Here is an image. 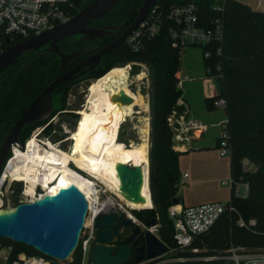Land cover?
Segmentation results:
<instances>
[{
	"label": "trees",
	"instance_id": "1",
	"mask_svg": "<svg viewBox=\"0 0 264 264\" xmlns=\"http://www.w3.org/2000/svg\"><path fill=\"white\" fill-rule=\"evenodd\" d=\"M68 1L72 5L73 17L92 0ZM144 1L120 0L113 12L93 22L96 27L103 24L122 27L111 35L85 41L79 36H74L59 43V50L72 53L91 49L90 53H93V49L106 47L132 25ZM188 3L198 6L203 27L214 28L217 21L222 26V43L202 47L203 54L207 50L212 52L210 59L204 58V66L206 69L211 68L212 74L218 77V98L226 100L228 135L217 139L216 148L220 147L222 140H227L230 148L231 179L234 184H248L249 192L246 197H236L232 191L229 203L238 213H225L209 232L194 239L190 250H176L173 256L200 258L225 253L232 246L241 247L245 252H259L264 250V11H255L238 0H158L156 12L161 18L159 33L146 36L143 47L138 52L131 50L125 42L104 56L97 70L92 71L89 76H84L66 88H59L55 92L58 105L54 114L47 121L25 126L20 136L21 142L25 144L36 128L43 129L40 134L51 141L52 133L57 134L58 141L66 137L58 123L55 124L51 120L58 112L65 110L68 91L75 84L89 79H101L117 65L147 64L150 68V188L154 208L133 214L143 223L156 219L160 225L159 239L171 250L175 249L174 224L169 218L168 209L175 201L181 203L178 192L181 185L182 153L174 148V129L169 118L175 113L178 117L181 112L177 107V101L182 95V91L177 87V73L180 71L183 51L172 46L171 33L175 25L168 20V15L173 7ZM58 58L53 51L31 52L22 56L16 64L0 75V145L31 103L58 77ZM206 107L210 111L217 110L214 99H206ZM62 114L77 116L73 112ZM77 119L86 121L87 117L78 115ZM88 122L96 124L98 120L90 118ZM100 130L90 131L85 135L88 139L98 141L101 138ZM87 138H76L75 155L70 154L75 159H80L83 142ZM192 150L193 147L188 151ZM11 155L10 152L7 161ZM246 163L251 168H248ZM14 193V200L18 205V196L22 193L20 183L15 185ZM237 214L246 222L255 220L256 225L240 227ZM0 239L5 245H12L18 251L31 255L40 254L24 244ZM195 249L197 252H193ZM77 254L79 250L76 251ZM176 264L231 263L223 260H191Z\"/></svg>",
	"mask_w": 264,
	"mask_h": 264
},
{
	"label": "water",
	"instance_id": "2",
	"mask_svg": "<svg viewBox=\"0 0 264 264\" xmlns=\"http://www.w3.org/2000/svg\"><path fill=\"white\" fill-rule=\"evenodd\" d=\"M119 2L120 0H92L67 22L10 47L0 55V75L25 54L36 52L45 46H49L59 55L60 70L64 71L70 60L85 52L64 54L59 50L58 44L74 36H83V39H101L121 29V26H107L101 29L90 27L93 22L113 12ZM157 2L158 0H145L138 10L135 21L119 38L59 76L31 103L12 126L0 148V174L12 147L25 149V144L19 139L24 127L47 121L52 116L53 92L60 86H67L75 77L83 75L86 72L85 68L96 69L104 56L127 42L155 8ZM113 97L114 101L123 106L134 102L131 96L125 94L121 96L114 94ZM145 170L151 191L149 161ZM120 171L123 190L131 197H138L139 184L143 181L142 168L129 163L122 165ZM150 198L151 207L140 209L126 207L132 216L137 211L152 210L154 205L151 192ZM174 204L177 202L175 201ZM88 211L87 198L77 186L61 187L56 193H47L33 201L19 203L14 208L0 209V238L24 244L42 255L65 261L80 244ZM144 224L147 228L158 226L156 219L146 221ZM96 228L98 231L91 249L90 264H129L133 254L136 263L140 264L145 259L160 260L170 250L154 233L143 230L127 215H119L115 212L103 213L96 221Z\"/></svg>",
	"mask_w": 264,
	"mask_h": 264
},
{
	"label": "built area",
	"instance_id": "3",
	"mask_svg": "<svg viewBox=\"0 0 264 264\" xmlns=\"http://www.w3.org/2000/svg\"><path fill=\"white\" fill-rule=\"evenodd\" d=\"M71 7L68 0H0V55L4 53L9 47H12L18 43L29 40L41 33L53 29L54 27L67 22L71 17ZM168 20L172 21L175 25L172 31V38L174 48H179L184 51L188 46L208 47L223 41V30L221 23L216 22L214 28L206 29L200 23L199 8L195 3H188L184 5H178L171 9ZM161 28V18L157 15L156 6L133 34L127 40L128 46L131 50L138 52L142 49L144 44V38L146 36H154L159 33ZM21 40V41H20ZM219 50L218 54H220ZM205 59L212 57V52L207 50L203 54ZM133 66L139 68L143 77L139 79L137 77L136 83L140 85L146 80L148 88L150 87V68L145 63H129L125 67H128L130 72ZM219 69V68H218ZM206 79L211 83L216 81L218 77L212 74V69H206ZM178 84L177 87L182 91L181 97L177 101V107L181 112L178 117L176 113L169 118L171 125L174 129V148L176 151H188L193 147V142L200 139L206 132H208L209 125L203 123L197 118L190 117L188 112V105L185 100L184 87L190 80L187 77L180 76L177 73ZM212 90L214 94L209 96L208 99H214V106L219 108H226V100L218 98L219 88L212 84ZM135 95L136 92H132ZM142 97V96H141ZM146 101L143 100L148 106V112L150 107V94L146 96ZM146 111V112H147ZM150 117V114H149ZM150 120V119H148ZM150 122V121H149ZM228 119L218 123L216 126L223 129L222 136L226 137ZM42 130V129H41ZM41 133V132H40ZM38 146L43 145L45 148L53 146L59 148V144L67 142V140L60 143H53L50 139L46 138L44 142L36 139ZM27 146V145H26ZM25 146V148H26ZM12 151L15 157V148ZM220 155L225 157L230 155V148L227 140H222L219 147ZM13 157V158H14ZM11 161V159H10ZM8 162V164L10 163ZM0 177V190L3 189L5 184H8L10 179L5 175L6 169ZM80 175L85 178L92 179L90 175L84 171L76 169ZM188 175H184L186 179ZM19 182V181H18ZM94 184L95 193L88 198L89 211L86 218V223L80 238V244L77 248L79 254L76 255V251L65 261L50 258L45 255H31L25 251H18L12 245H5L0 239V264H88L87 261L90 258L91 249L96 241V235L98 229L96 228V221L103 213L115 212L119 215L126 206L123 201L117 200L115 192L108 189L106 184L92 180ZM230 187L236 197H246L249 192V185L246 183L234 184L233 180L229 181ZM39 189H42L43 193L35 194V196L27 201H33L34 199L41 198L48 192L39 186L36 188V193ZM227 212L238 213L229 202H214L207 203L195 207H184L179 204H173L168 209L169 218L174 224V241L176 248L170 249L169 257L164 260L166 264L184 263L191 260H201L204 262L223 260L231 264H264V250L259 252H245L241 247L232 246L229 250L222 254H214L210 256H204L200 258H191L183 256H173L176 250L188 251L190 250L194 239L202 234H205L211 230L215 223ZM238 215V225L240 227H254L256 225L255 220L246 222L240 214ZM128 217L135 220L138 225L145 231H151L152 233L157 230V227L147 228L144 223L138 221L130 213ZM197 252V250H193ZM164 255V256H165Z\"/></svg>",
	"mask_w": 264,
	"mask_h": 264
},
{
	"label": "rangeland",
	"instance_id": "4",
	"mask_svg": "<svg viewBox=\"0 0 264 264\" xmlns=\"http://www.w3.org/2000/svg\"><path fill=\"white\" fill-rule=\"evenodd\" d=\"M239 1L247 2L249 4H252L253 6L254 5L257 6V2L259 3V0H239ZM261 1L264 3V0H261ZM262 10L264 11V8ZM180 61H181V66H180L179 75L187 77L190 80L189 82H187L185 84L184 93H183V96H185V100L188 101V104L190 105L191 110H192V114L190 117L197 118L198 120L202 121L203 123L209 125L208 132H206L204 134V142L200 143L201 144L200 147L206 146V148H214L216 145L217 139L220 138L222 136V133H223V129L221 127H217L216 124L221 123L224 120H227V114H226L225 109H223V108H219L217 110L210 111L206 107V96L207 97L212 96L214 94V92L212 90L211 83L209 81H207V79H206L207 75H206V68L204 66V57H203L202 48L197 47V46H188L181 53V60ZM125 66H126L125 64L117 65L114 69L127 70L128 68H126ZM114 69H112V71ZM129 75H130L129 90L131 92H136L137 94L139 93L140 94L139 96H142V98L144 97V100L146 101L145 96L149 93V88H148V85L146 83V80H144L143 83L140 85H137V83H136L137 77L138 78L140 77L139 79H141V77H143L140 73L139 68H137L136 66H133L132 71L128 72L127 76H129ZM96 81H97L96 79H89V80L82 81V82L77 83L74 86H72L70 88V90L68 91V95L66 97V105L64 107L65 110L58 112L57 115H55V117H53L51 120V122H54L55 124L58 123V125L62 128V133L64 135H66V137H67V138L65 137L61 141H58V139L56 137L57 134L52 133V135H53L52 136V142L54 144H55V142L58 144L62 141L67 140L68 137H71V141H72L71 142L72 145H70L71 147L69 145L67 146V142L59 144L58 147H60V148H56V147H53L51 145L50 149H49V148H45L43 145H40V148L42 150L46 149V151H40V153H43L44 155H47V152L51 153L54 149H59L64 154L69 156L70 168L73 169L74 171H76L77 168L80 169L81 171H84L85 173H87L88 175L93 177L92 179H89L91 182L94 179V176H92V175H95L96 172L98 171V169H97V167H98V153H99L98 149H99L100 142H101L100 140L103 139L104 135L106 134L107 127H108V124L105 120L101 121V120H98V118L96 119L95 117L93 118V116H89V115L85 114V113H87L86 109L88 106L90 90ZM212 84H215L219 88L220 83L218 80L213 81ZM57 105H58V103H56V101H55L54 102V109L57 107ZM84 111H86V112H84ZM64 112H67V113L73 112L77 116L83 115V116L87 117V120L85 121V120L77 119V116L76 117H70L66 114L64 115V114H62ZM149 114H150V107H149V112L147 111V113H146V111L142 112L140 107H135L133 118L132 119L128 118L127 122L124 123L121 127V130L119 133L118 147H126L127 148L132 143L138 144L140 142V136L138 134L137 127L145 124V119H146L148 124H149V149H150V122H149L150 120H148V119H150ZM134 115H135V117H134ZM90 118H93V119H96V120L102 122V123L99 122V124L97 126L101 127L100 136L103 135V137H101V139L98 141L91 140L88 138L85 139L83 142L81 157L79 160H77L73 156H71V155H75V140L77 137H83L82 135H80L81 133H83V132L90 133L91 130H89V129H94V127H92V126H94L95 124H89L90 122H88V120ZM87 124H89V125H87ZM86 125H87V127H86ZM90 127H92V128H90ZM42 130H41V128H36L32 132L30 138L26 140L25 146L28 144V142L30 140H32L33 138L35 139V137L37 135H38V138H36V139L42 140L43 142L45 140H47L45 137H42V135L40 134V132ZM33 142H35V141L33 140ZM33 146H35V144H33ZM67 147H68V149H67ZM35 148H36V146H35ZM195 149H198V148H195ZM17 150H21V149L19 147H17V148H15L14 151L16 152ZM218 150H219V148H218ZM218 150H216V151H218ZM44 152H46V153H44ZM187 152L188 151H185L184 153L181 152L182 153V155H181L182 159L180 157L181 161L183 163H185L186 165L189 162L188 159L185 160V158H187V154H185V153H187ZM219 152H218V155H219ZM11 153H12V155L8 159V161L6 162L4 168L1 172V175L4 173V169L6 168L10 159L12 160V158L14 157L13 151ZM221 159L224 160V162H228L230 159V155H227V156H225V158H221ZM200 161H201V159H197L195 161V164L204 163L203 161H201V162ZM80 163L85 165V167H87V169H88V170H86L87 172L85 171V169L83 168V166ZM208 163H209V165H217L218 164V162L215 159L211 162H208ZM247 167L249 168L251 166L248 165ZM16 171H17V169H16ZM16 171H15V173H16ZM15 173H12V178H11L12 180L9 181L8 184H5L3 189L0 190V199L2 201L0 209L14 208L17 205L15 200H14V195H15L14 187L17 183H20L21 187H22V193L18 196V200L20 203L27 202L35 196V195L34 196L33 195H27L25 193L26 189L28 191V189L31 186H29L26 182L24 183L23 181H19V182L15 181L14 180ZM1 175H0V177H1ZM95 179H96V176H95ZM227 181L229 184L230 179H227ZM228 184L226 185V183H224V184L221 183V187H223L224 189H229L230 184L229 185ZM93 186H94V184L92 182L91 186H89L87 188H85L84 186L83 187L85 188L86 191H89V193H91L94 191ZM182 187H183V184L181 183V188ZM181 188H180L178 195L182 194ZM40 193H43L42 189H39L37 191L36 197ZM115 193L117 195V200L119 202L123 201L129 207L137 208V209L149 207L148 204L142 205V206L135 205V204L129 202L128 200L122 198L117 192H115ZM146 198L151 199L150 196L146 197ZM139 199H144V196L139 195ZM228 201H230V200H226L223 202H228ZM152 202H153V200H152ZM153 205H154V203H153ZM128 213H130V211L125 206L124 210L121 214L127 215ZM133 216L137 219V217L134 214H133ZM137 220L140 221L139 219H137ZM159 228H160V225L158 224V228L154 232V234L158 238H159ZM169 255L170 254L167 255V258L169 257ZM157 261H159V260H153L150 263H154ZM87 263L90 264V258L88 259Z\"/></svg>",
	"mask_w": 264,
	"mask_h": 264
},
{
	"label": "bare ground",
	"instance_id": "5",
	"mask_svg": "<svg viewBox=\"0 0 264 264\" xmlns=\"http://www.w3.org/2000/svg\"><path fill=\"white\" fill-rule=\"evenodd\" d=\"M128 70L129 68L127 70L114 69L105 77L97 80L90 90L87 113L85 114L105 120L108 124L106 134L98 149V171L95 176L97 181L106 184L108 189L117 192L129 202L139 206L148 204L151 207V199L146 198L150 196L149 182L145 170V166L149 161V124L147 120L145 119V124L137 127L140 136L138 144L132 143L127 148L118 147L121 127L127 122L128 118H133L135 107H140L142 112L148 110L143 98L129 90L130 75H127L130 70ZM114 94L129 95L134 99V102L131 105L123 106L113 100ZM33 140L35 141L33 138L28 142L24 150L16 151L15 157L12 158L6 169V177L11 181L12 173H15L17 169L14 180L26 182L31 186L28 191L26 189L25 193L27 195L34 196L36 188L39 186L48 193H56L61 187L75 185L84 193L87 199H90L95 190L89 193L85 188L91 186L92 182L70 168L69 156L59 149H54L51 153L47 152V155H44L40 151H46V149L42 150ZM67 141H71V137H68ZM129 163L141 167L143 170V181L139 184V195L144 196V199H139V196L131 197L123 190L120 169L122 165ZM1 204L0 199V207Z\"/></svg>",
	"mask_w": 264,
	"mask_h": 264
},
{
	"label": "crops",
	"instance_id": "6",
	"mask_svg": "<svg viewBox=\"0 0 264 264\" xmlns=\"http://www.w3.org/2000/svg\"><path fill=\"white\" fill-rule=\"evenodd\" d=\"M242 3L250 6L255 11H263L262 9L264 8V3L261 0H259V3L257 2V6H253L252 4H249L247 2ZM207 81L209 80L207 79ZM208 97L206 96V99H208ZM186 102L188 105L189 115L191 116V107L188 104L187 100ZM202 142H204V135L200 139H197L193 142L194 150H192V152L188 151L187 153H185L187 154V158H185V160H189L187 165L181 161L182 156L180 159L181 183L183 184V187L181 188L180 185L182 194L178 195V197L181 199V203L179 205L184 207H195L207 203L223 202L226 200H230L232 195L231 187L229 189H224L223 187H221V183H226L227 185V179H231V160L229 159L228 162H224V160H222L221 158L225 157H222L220 155L218 148L216 149V145L214 148H206V146L200 147V143ZM181 152L184 153L185 151ZM197 159H201V161H203L204 163L195 164V161ZM214 159L218 162V164L209 165L208 162H211ZM81 165L83 166L85 171L88 170L85 165ZM246 165L248 166L249 164L246 163ZM186 174L188 175V177L186 179H182ZM92 176H94L95 178V175Z\"/></svg>",
	"mask_w": 264,
	"mask_h": 264
},
{
	"label": "flooded vegetation",
	"instance_id": "7",
	"mask_svg": "<svg viewBox=\"0 0 264 264\" xmlns=\"http://www.w3.org/2000/svg\"><path fill=\"white\" fill-rule=\"evenodd\" d=\"M90 27L91 28H95V29H101V28H104V27H107V25H101V26H99V27H96L95 25H94V23H92L91 25H90ZM115 32V31H114ZM80 37V39L82 40V41H85V40H91V39H83V36H79ZM59 45V44H58ZM42 50L43 51H45V52H42ZM90 50L91 49H82V50H79V51H76V52H80V51H83V52H85V54H83V55H81V56H79V57H77V58H75V59H73V60H70L67 64H66V66H65V69H64V71H61L60 70V74L58 75V77L59 76H61L62 74H64L65 72H67V71H69V70H71L73 67H75V66H77V65H79L80 63H82L83 61H85L86 59H88L89 57H91L92 55H94L96 52H98L99 50H101V49H93V50H95L93 53H90ZM39 51V53H46V52H52L53 50L49 47V46H45V47H43L42 49H40V50H38ZM37 51V52H38ZM41 51V52H40ZM62 52V51H61ZM62 53H64V52H62ZM72 53H75V52H72ZM64 54H71V53H64ZM58 55V54H57ZM59 56V55H58ZM57 61H59V69L61 68V59H60V57L57 59ZM58 63V62H57ZM101 63V62H100ZM100 65V64H99ZM98 65V66H99ZM98 66H97V68H98ZM97 68L96 69H89V68H85V70H86V72L83 74V75H79V76H77V77H75V79L72 81V82H70L67 86H69L70 84H72V83H74V82H77V81H80L81 79H83V77L84 76H89L90 74H91V72L92 71H95V70H97ZM57 77V78H58ZM56 78V79H57ZM56 79H54V80H56ZM54 80H52L48 85H47V87L54 81ZM67 86H60V87H58L54 92H53V96H54V102H55V92L59 89V88H61V87H63V88H66ZM46 87V88H47ZM64 113H67V112H64ZM94 118V117H93ZM97 119V118H96ZM98 120H101V121H103L102 119H98ZM101 121H98V123H96L94 126H92V127H94V129H89V130H91V131H98V130H100L101 129V127L100 126H97L98 124H99V122L100 123H102ZM92 127H90V128H92ZM86 131V130H85ZM86 132H83V133H81L80 135H82L83 136V138H87L86 137ZM21 136V135H20ZM19 136V139H20V141H21V137ZM101 137H103V135L101 136ZM6 138V137H5ZM5 138L3 139V141H2V143H1V145H0V148H1V146H2V144H3V142H4V140H5ZM67 138V137H66ZM101 141V140H100ZM99 141V142H100ZM71 142L72 141H67V146L69 145H72L71 144ZM71 147V146H70ZM12 149H13V147H12ZM12 149L10 150V152H12ZM9 152V153H10ZM9 155V154H8ZM8 158V157H7ZM7 162V161H6ZM6 164V163H5ZM2 172V171H1ZM1 175V174H0ZM141 222V221H140ZM141 223H143V222H141ZM122 239H124V236L122 237ZM120 243H117V245H119ZM134 250V249H133ZM166 255L165 256H163L159 261H157V262H154V263H150L151 261H149V260H143L140 264H166V263H164V260L166 259ZM132 261H134L135 262V264H137L136 263V261H135V257H134V254L132 255V260H131V262Z\"/></svg>",
	"mask_w": 264,
	"mask_h": 264
}]
</instances>
